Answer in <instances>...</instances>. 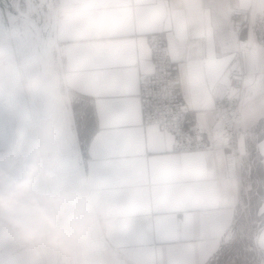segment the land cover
Wrapping results in <instances>:
<instances>
[{
	"label": "crops",
	"instance_id": "1",
	"mask_svg": "<svg viewBox=\"0 0 264 264\" xmlns=\"http://www.w3.org/2000/svg\"><path fill=\"white\" fill-rule=\"evenodd\" d=\"M57 1L63 80L88 109L84 177L105 239L127 264H208L234 222L242 185L229 174L228 150L176 152L171 135L143 125L146 36L164 32L189 118L208 139L231 71H245L241 126L260 158L256 213L264 221V0ZM68 7L81 11L68 19ZM232 10L246 13L240 33ZM256 242L264 252V224ZM35 263L16 253L2 224L0 264Z\"/></svg>",
	"mask_w": 264,
	"mask_h": 264
},
{
	"label": "bare ground",
	"instance_id": "2",
	"mask_svg": "<svg viewBox=\"0 0 264 264\" xmlns=\"http://www.w3.org/2000/svg\"><path fill=\"white\" fill-rule=\"evenodd\" d=\"M2 2H0V79L6 82L10 98L15 99L20 104H23V100L19 93L21 75L18 72L17 63L22 64V73H24L27 85L30 81H39L40 87L38 89L28 87L31 111L34 115L33 121L45 117L50 118L56 130L53 151L43 161V166L53 174V179L47 178L50 194L55 196L61 190L74 197L86 194L88 198L86 214L95 217V223L90 225L83 234L79 236L69 235L66 243L73 246L76 242L80 245L79 248H82L80 252L75 253L78 259H75L76 264H104L103 256L106 250L111 252L117 264H123L120 255L112 252L102 233L99 218L86 188L84 167L80 163L79 144L74 129L72 109L69 102V108L64 107L59 97L58 78L59 73H62V62L50 53L58 45L55 35L56 10L53 9L51 0H29L30 10L35 12L36 23H34L37 24V29L34 28L36 29L34 32L32 30L29 36L31 41L28 43L22 36V28L18 20L23 19L28 22L26 25L31 24L29 23V14L21 10L18 0H4L7 5ZM3 17L8 19V23L3 22ZM45 55L49 56L52 63L48 68L43 63ZM42 104L45 110L41 109ZM6 134H8V129L2 120L0 121V138ZM69 211H71V203ZM37 251L34 253L36 263L41 264L42 258ZM62 254L66 256L65 252Z\"/></svg>",
	"mask_w": 264,
	"mask_h": 264
},
{
	"label": "clouds",
	"instance_id": "3",
	"mask_svg": "<svg viewBox=\"0 0 264 264\" xmlns=\"http://www.w3.org/2000/svg\"><path fill=\"white\" fill-rule=\"evenodd\" d=\"M80 11L68 7L61 13L71 19ZM27 86L38 89L40 83L33 80ZM55 136L50 118H21L14 141L6 152H0V221L12 228L21 243L46 242L52 248L65 249L67 237L83 234L95 217L86 214V194L74 197L61 190L53 196L36 186L39 178L53 179L43 161L53 151Z\"/></svg>",
	"mask_w": 264,
	"mask_h": 264
},
{
	"label": "built area",
	"instance_id": "4",
	"mask_svg": "<svg viewBox=\"0 0 264 264\" xmlns=\"http://www.w3.org/2000/svg\"><path fill=\"white\" fill-rule=\"evenodd\" d=\"M230 26L234 32L240 33L248 26L246 13L232 10ZM150 51L152 71L140 76L139 101L144 126H156L173 138V150L176 152L206 151L214 147L228 150L229 174L240 179L241 185L246 179L242 176L243 162L246 155L245 131L241 126V108L246 86V73L234 68L224 95L216 102L217 118L212 138H206L201 128L189 118V110L185 106L179 89V80L174 62L169 51L164 32H154L146 36ZM249 167L248 176H251ZM243 189V190H242ZM242 192L251 189L242 186ZM229 231L226 237L229 235ZM12 245L15 250H37L36 244H24L15 238L12 231ZM215 256V255H214ZM212 257V260L214 259Z\"/></svg>",
	"mask_w": 264,
	"mask_h": 264
},
{
	"label": "rangeland",
	"instance_id": "5",
	"mask_svg": "<svg viewBox=\"0 0 264 264\" xmlns=\"http://www.w3.org/2000/svg\"><path fill=\"white\" fill-rule=\"evenodd\" d=\"M18 1L21 10L24 13L29 14L30 16L29 23L31 24L29 25H26L28 23L26 22V20H18V23L22 28V36L29 43L31 41L29 36L32 30L34 32L37 29V24L35 25V12L34 10H30L29 0ZM0 2H2V0H0ZM2 3H4V5L6 4L4 0ZM51 4L53 9L56 10L57 18L60 12L58 1L51 0ZM2 20L3 22L8 23L7 18L3 17ZM23 25L26 26L24 27ZM29 26H31L30 31ZM50 53L53 57L59 58L62 62L61 45L59 42L57 47L55 49H52ZM43 63L46 68L51 66L50 64L52 63L50 62L48 55L44 56ZM17 69L19 74L21 75L19 93L23 100V104H20L15 99L10 98L6 88V82L0 79V121L3 120L8 129V134H6L5 136L2 135L0 138V152H6L9 145L14 141L21 118H23L24 120L31 121H33L34 119V115L31 111L32 107L30 103V94L28 91L27 81L25 80L24 73H22L23 68L21 63H17ZM58 79L60 85L59 97L61 99V102L63 106L67 108H69V102L70 107L72 109L74 129L76 131L79 144L80 163L84 167L86 139L84 133H86L88 109L86 104L83 103L78 96H76L66 87L63 80V74L61 72L59 73ZM40 107L42 110H45L44 105ZM247 137L248 133L245 131L246 155L242 165L244 168L242 169L241 174L243 177L246 178L243 180L242 186L245 187V189L247 188L251 190H249L247 193H244L245 190L242 192V199L240 200V203L237 207L234 222L229 230L230 233L226 237V239L223 240V244L214 256V259L211 260L208 264H264V252L258 247L256 242L257 235L264 224V221H262L256 213L257 207L258 205H260V202L263 198V184L259 169L260 158L258 157V155L253 154L252 151H249L247 147ZM249 167L251 168L252 172L250 177L248 176ZM36 186L40 191L51 195L47 178H39L37 180ZM2 224L7 225L10 228L11 232L13 231L12 228L6 222L0 221V226ZM99 225L101 227L100 219ZM77 245L78 243L76 242L73 244V246H70L66 243L65 249H55L50 247L46 242L36 243L37 250L39 251L41 248H43L46 253L45 255H42V257L40 256L42 258L41 264H45L47 262L49 264H76L77 262L75 261V259L78 260L76 258V254L80 252V250H82V248H79L80 245H78V247ZM67 249L70 251H68ZM63 252H65L66 256L62 254ZM16 253H20L21 256H29V258L31 257L33 259L35 252L31 251L30 253H28L22 250H16ZM120 257L123 259L122 256ZM115 261L116 259H114V257L111 255V252L109 250H106L103 256L104 264H117V261ZM35 264L40 263L38 262ZM123 264H127L124 259Z\"/></svg>",
	"mask_w": 264,
	"mask_h": 264
},
{
	"label": "water",
	"instance_id": "6",
	"mask_svg": "<svg viewBox=\"0 0 264 264\" xmlns=\"http://www.w3.org/2000/svg\"><path fill=\"white\" fill-rule=\"evenodd\" d=\"M105 238V237H104ZM106 240V239H105ZM107 242V240H106ZM108 243V242H107ZM109 247L111 248L112 252L117 254V255H120L109 243H108Z\"/></svg>",
	"mask_w": 264,
	"mask_h": 264
},
{
	"label": "snow or ice",
	"instance_id": "7",
	"mask_svg": "<svg viewBox=\"0 0 264 264\" xmlns=\"http://www.w3.org/2000/svg\"><path fill=\"white\" fill-rule=\"evenodd\" d=\"M88 133L86 132L85 135H87Z\"/></svg>",
	"mask_w": 264,
	"mask_h": 264
}]
</instances>
